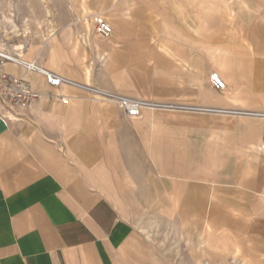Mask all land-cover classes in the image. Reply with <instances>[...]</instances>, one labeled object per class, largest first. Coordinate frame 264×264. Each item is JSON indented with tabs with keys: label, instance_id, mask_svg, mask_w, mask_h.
I'll return each instance as SVG.
<instances>
[{
	"label": "crops",
	"instance_id": "crops-1",
	"mask_svg": "<svg viewBox=\"0 0 264 264\" xmlns=\"http://www.w3.org/2000/svg\"><path fill=\"white\" fill-rule=\"evenodd\" d=\"M83 9L85 14L69 10L40 42H25L29 60L79 85L53 88L40 74L5 66L31 81L42 95L25 119L6 122L0 116V264H177L178 246L168 259L127 214V208L136 205L138 183L145 185L148 196L154 180L180 185L187 195L175 194L173 205L186 206L184 196L192 189L201 193L209 187L208 180L193 184V177L213 173L209 153L212 143H219L213 137L219 132L227 153L222 168L228 167V154L235 149L230 144L237 138L241 155L248 152L257 158L246 169L254 165L259 171L264 122L257 127L246 121L191 122L156 106L130 118L87 86L190 109L264 111V87L256 84L264 79V23L256 21L264 14V4L108 0L94 12L87 13L85 3ZM93 13L108 16L113 27L109 36L95 31ZM215 71L226 89L213 86L210 75ZM50 94H65L69 100L61 102ZM152 113L158 117L151 118ZM222 174L230 172L225 168ZM237 174L239 178L215 189L222 197L232 195L226 201L217 199L224 207L250 205L241 185L245 171ZM263 184L255 179L253 190L261 192ZM164 186L158 197L169 192ZM257 201L254 206H264ZM188 204L193 207L194 200ZM201 216L203 222L197 221L195 228L191 217L189 236L195 249L205 250L208 264H213L214 254L219 261L229 254L239 257L241 246L231 243L229 222L213 220L214 212L210 218ZM259 217L253 221V237L261 242ZM232 229L241 230L240 220Z\"/></svg>",
	"mask_w": 264,
	"mask_h": 264
},
{
	"label": "rangeland",
	"instance_id": "rangeland-1",
	"mask_svg": "<svg viewBox=\"0 0 264 264\" xmlns=\"http://www.w3.org/2000/svg\"><path fill=\"white\" fill-rule=\"evenodd\" d=\"M106 1L108 0H0V32L5 33L7 38L12 41L21 43L40 42L44 39L48 32L55 29V25L61 22L63 16L68 14L69 10H80L81 14H85L83 9L85 3L87 13L94 12L95 10L102 8ZM262 2L264 4V0H262ZM104 15L108 18L106 14ZM241 17L245 16L241 15ZM256 21L264 23V14L257 16ZM232 24L233 23H231V25ZM244 32L245 30H241L242 35ZM249 33L251 34L252 32ZM261 49L262 55L258 54L264 56V47H261ZM256 81L258 86L264 87L263 78H259ZM102 101L110 102L107 100ZM186 107L178 104H159L155 108H163L161 112H171V114H173L171 117L191 122L226 121L232 123L246 121L255 122L254 127H257L256 125L259 122H264V116L241 113L255 112L264 114V111H254L233 106L230 108H206V110L195 108L190 109L188 108L189 106ZM152 112L157 111L153 110ZM157 117L158 116L155 115V113L151 114V118ZM234 124L237 125V123ZM216 129L220 130V127H215L214 130ZM198 133H201V129H198ZM213 137L214 140H219V143H212V152L209 153L213 157L211 158V161L213 162V173L210 176L198 175L193 177V184L196 183L197 185L201 184L199 183L200 181H210L206 192L199 193V190L195 187L194 191L192 189L190 193L191 195L186 196L187 192L180 191V185H175L170 182H165V184L159 185L157 180H154V183L152 184V188H154L151 192L152 196H148V191L145 185L143 183H138L140 189L135 191L137 196V199L135 200L136 205L127 208V214L135 226L151 237L156 246L160 248V252L167 253L168 259L169 257H174L173 249L175 246H178L179 254L176 255L177 264H208L209 262L204 252L205 250L199 248L195 249V245L190 242L189 226L191 217L194 216L191 227L195 228L197 226V221L203 222L201 221V215L205 214L208 218H210L214 212V216L212 217L213 220H225L229 222L230 226H232L230 229L231 243L240 244L241 251L239 257H237L238 255L235 256L233 254H229L224 260L220 261L217 259L219 256L216 254L213 256L210 255V259L211 256L212 258H216L214 259L213 264H217V262L220 264H264V206H254V203L257 200H260L259 202L264 204V184L261 192H255L253 190L255 179H261L264 183V154L260 157L261 165L259 167V171L256 170L257 168L254 165L253 168L246 169V167L248 168L250 165L249 161L252 158L257 160V158H255V154H250L248 152L246 153V157H243L244 155L242 156L241 152L238 151V148L241 145L236 138V141L231 142L230 144L231 147L234 146L235 149L234 151H230L228 154V167L222 168L220 163L227 161V159L222 158V156H226L227 153H224L223 148H221V132L215 134ZM262 142H264V140ZM236 154L239 156L237 155L236 157ZM248 155H250V157ZM225 168L226 171L228 170L230 172L229 175H221L223 169L225 170ZM238 171H245V175L242 174L245 176V182L241 185H244L247 192L246 201L250 205L244 208H236L232 206L224 207L217 199H223L226 201L229 198L232 199V195L231 197L229 195L222 197V195H219L215 189L216 187L218 188L221 183H227L228 181L231 182L236 178H239V175L237 174ZM221 178L224 182L221 181ZM184 179L189 184V176ZM163 186L165 189L167 188V191L169 192L165 193L164 191L162 192V196L160 195L158 197V194L160 193L158 189ZM211 187L212 189H210ZM177 188H179V190H177ZM184 193H186L184 198H186L185 204L187 205L182 207L179 205H173L176 204L174 201L175 194L180 195V198H182V194ZM260 193L262 194L260 195ZM190 199L192 201L194 200L195 205L193 207L188 204ZM201 199L205 200L201 201ZM180 201L181 200L178 198V204H180ZM190 213L191 215H194L190 216ZM195 214L197 215L195 216ZM259 216H262L260 223L261 226H259V231L261 233L259 239H261V242L257 240L255 241V237H253L255 236L254 231L256 228V226H253V221ZM237 220H240V231L232 229ZM234 231L236 233H234ZM236 234H239L240 236V238H238L240 243H238ZM163 243H165V245H161ZM158 244L164 246L165 249ZM231 251H233V248H231ZM202 253L204 254L201 255ZM196 259L199 261H196ZM172 262L173 261H171V263Z\"/></svg>",
	"mask_w": 264,
	"mask_h": 264
},
{
	"label": "built area",
	"instance_id": "built-area-1",
	"mask_svg": "<svg viewBox=\"0 0 264 264\" xmlns=\"http://www.w3.org/2000/svg\"><path fill=\"white\" fill-rule=\"evenodd\" d=\"M90 19L94 23V29L102 36H109L113 27L108 19L101 13H93ZM27 47L25 43L12 41L5 33L0 32V116L4 121H19L27 117L26 111L34 100L42 94L31 81L25 77L13 74L5 70L7 64H14L22 67L26 72H35L43 76L49 86L60 88L64 84L79 85L77 82L65 76L49 70L35 60H29L26 56ZM213 86L219 90L227 88L225 80L219 72H212L210 75ZM95 97L107 100L118 106L128 117H140L143 108L147 106H158L159 104L135 98L100 88L87 86ZM51 98L61 102H68L65 94H50ZM264 152V142L261 146Z\"/></svg>",
	"mask_w": 264,
	"mask_h": 264
},
{
	"label": "bare ground",
	"instance_id": "bare-ground-1",
	"mask_svg": "<svg viewBox=\"0 0 264 264\" xmlns=\"http://www.w3.org/2000/svg\"><path fill=\"white\" fill-rule=\"evenodd\" d=\"M25 25H27V24H25ZM25 25H24V26H25ZM27 26H28V25H27ZM258 115H264V114H258Z\"/></svg>",
	"mask_w": 264,
	"mask_h": 264
}]
</instances>
